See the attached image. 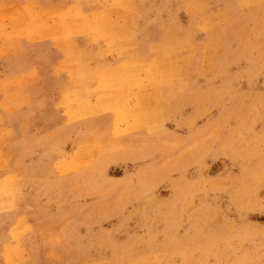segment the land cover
I'll list each match as a JSON object with an SVG mask.
<instances>
[{
    "label": "rangeland",
    "instance_id": "374dc122",
    "mask_svg": "<svg viewBox=\"0 0 264 264\" xmlns=\"http://www.w3.org/2000/svg\"><path fill=\"white\" fill-rule=\"evenodd\" d=\"M22 1L0 0V264H264V0H173L153 60L11 78L7 35L63 23Z\"/></svg>",
    "mask_w": 264,
    "mask_h": 264
},
{
    "label": "crops",
    "instance_id": "0c3cea01",
    "mask_svg": "<svg viewBox=\"0 0 264 264\" xmlns=\"http://www.w3.org/2000/svg\"><path fill=\"white\" fill-rule=\"evenodd\" d=\"M158 1L25 0L20 2L21 7H27L28 11L26 12L29 14L35 12L40 14L45 12L42 11L44 8L57 7L61 14L58 20L63 23L59 26L43 25L48 30H42L44 27H41L40 30H37L38 32L30 27L23 37L18 35L21 34L19 31H13L14 34L7 35V41L16 44L17 52L23 51L22 54L25 55L23 65L8 74V77L12 78L18 73L26 72L32 69V65L35 64L40 73L44 74L45 68H41L40 63L48 66L49 64H59L66 59L76 62L78 65L82 62L86 63L80 67L93 65L94 68L102 67L104 64L109 68L125 66L129 68L132 61L153 60V56L145 51L146 47L154 40L150 37L149 31L157 28L158 22L165 19L167 10H171L174 6L173 0ZM177 2L181 5L182 1L177 0ZM17 6L19 5L15 3L10 7ZM6 7L9 5L0 8V12L7 9ZM111 45L114 46L115 57L106 58L104 55L105 46ZM54 48H57L56 51ZM112 60L113 65L107 63ZM78 70L73 67L70 69V88L73 87V82L76 79L82 80L81 77L86 78L88 75ZM105 73L104 70L102 75ZM20 248L22 247L19 245V250H21Z\"/></svg>",
    "mask_w": 264,
    "mask_h": 264
}]
</instances>
